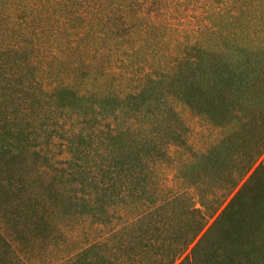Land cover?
<instances>
[{
    "label": "trees",
    "instance_id": "1",
    "mask_svg": "<svg viewBox=\"0 0 264 264\" xmlns=\"http://www.w3.org/2000/svg\"><path fill=\"white\" fill-rule=\"evenodd\" d=\"M176 104L213 130L201 149ZM19 151L37 184L0 186L3 264L88 219L58 264H264V0H0V155Z\"/></svg>",
    "mask_w": 264,
    "mask_h": 264
},
{
    "label": "rangeland",
    "instance_id": "2",
    "mask_svg": "<svg viewBox=\"0 0 264 264\" xmlns=\"http://www.w3.org/2000/svg\"><path fill=\"white\" fill-rule=\"evenodd\" d=\"M125 77L123 73H121L120 78ZM119 79V78H118ZM123 81V80H122ZM123 83V82H122ZM124 85V84H123ZM128 87V86H126ZM2 101V98H1ZM3 102V101H2ZM1 102L2 106L3 105ZM6 105L9 103L5 102ZM176 107L182 116V120L186 126L189 127V139L188 142L190 143L192 149L199 150L204 147V143L208 142L210 135L213 133V130L207 131L204 124L198 119L195 118L185 107L176 104ZM10 113L11 109H7ZM8 116V115H7ZM62 123L64 125H69V119H63ZM94 124L96 125L95 128L104 125L103 122L95 121ZM208 132V133H207ZM65 130H58L55 136L57 135L58 138H53V142L44 146L48 151L53 150L55 157H62L66 155V146H64L65 140H63V134H65ZM207 133V134H206ZM206 134V135H204ZM95 145V144H94ZM18 153H22L18 156H14L13 154H9V156L0 155V186L8 181L10 183H14L16 188L20 189V191L16 192L19 196L20 200H24V195L22 192L21 186H24L26 183L29 184L30 182H35L32 185L34 188L37 184L36 178V170L37 162L40 158L34 155L30 151H19ZM28 153V154H27ZM59 164L61 165V161L59 160ZM57 164V165H59ZM2 189L0 188V195ZM10 195L8 196L7 193L3 192L0 196V209L4 207L6 211L9 213L11 210L15 212V209H12L8 206ZM239 201V199L234 202L226 211H224L220 217H218L217 221H226L230 218V216L236 212L235 205ZM8 206V207H5ZM216 221V222H217ZM90 219L87 222L82 223V227H74L71 229H67L65 233V238L63 236L56 238L53 240V246H49V244H38L34 249L28 251L29 243L26 238L29 235L21 236L17 238V241L20 247L21 256H18L16 264H58L61 259H66L65 261L68 262L69 259L73 258V253L80 247L86 245L88 240L92 239L98 232L93 230L95 224L90 222ZM215 222V223H216ZM214 223V224H215ZM89 224V225H88ZM106 230V229H105ZM30 233H35L33 231H29ZM91 237V238H88ZM32 241V240H30ZM25 245H28L26 248ZM5 243L0 240V263H5V260H9V258H5L2 253L5 251ZM185 255L182 254L179 258L175 260L173 264H177L181 258Z\"/></svg>",
    "mask_w": 264,
    "mask_h": 264
}]
</instances>
